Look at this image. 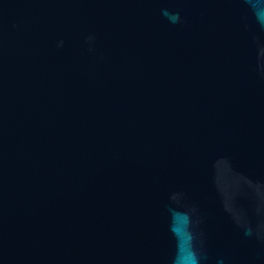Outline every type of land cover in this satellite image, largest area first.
Segmentation results:
<instances>
[{"label": "water", "instance_id": "obj_1", "mask_svg": "<svg viewBox=\"0 0 264 264\" xmlns=\"http://www.w3.org/2000/svg\"><path fill=\"white\" fill-rule=\"evenodd\" d=\"M188 251L264 264V0H0V264Z\"/></svg>", "mask_w": 264, "mask_h": 264}, {"label": "clouds", "instance_id": "obj_2", "mask_svg": "<svg viewBox=\"0 0 264 264\" xmlns=\"http://www.w3.org/2000/svg\"><path fill=\"white\" fill-rule=\"evenodd\" d=\"M175 264H198V258L194 252L188 251L186 254L179 256Z\"/></svg>", "mask_w": 264, "mask_h": 264}]
</instances>
